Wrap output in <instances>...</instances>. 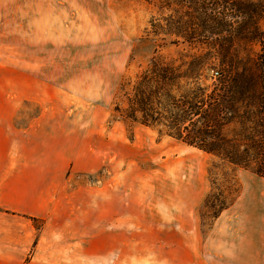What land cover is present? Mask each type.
Here are the masks:
<instances>
[{"label":"rangeland","instance_id":"obj_1","mask_svg":"<svg viewBox=\"0 0 264 264\" xmlns=\"http://www.w3.org/2000/svg\"><path fill=\"white\" fill-rule=\"evenodd\" d=\"M226 8L237 25L206 45L174 33L179 12L170 0H0V100L24 101L19 123L38 117L53 128L35 157L40 202L32 210L47 259L264 264V178L161 124L133 122L118 90L129 82L130 92L152 57L176 68L180 93L193 55L212 65L200 76L206 85L222 55L261 72L264 0ZM242 25L262 38H241ZM151 110L162 120L168 112Z\"/></svg>","mask_w":264,"mask_h":264},{"label":"trees","instance_id":"obj_2","mask_svg":"<svg viewBox=\"0 0 264 264\" xmlns=\"http://www.w3.org/2000/svg\"><path fill=\"white\" fill-rule=\"evenodd\" d=\"M228 3L170 0L179 12L170 19L180 25L174 33L189 43L216 44L237 25L226 8ZM237 29L241 38H262L256 28L242 25ZM204 57L187 59L190 82L182 93L176 68L152 57L149 72L140 76L130 92L125 91L129 82L119 83L118 90L127 102L124 116L144 125L161 124L167 135L264 178V67L256 73L252 66L239 67L222 55L215 80L206 85L200 76L212 65ZM156 104L167 107L164 120L151 110ZM119 108L116 105L115 110Z\"/></svg>","mask_w":264,"mask_h":264},{"label":"crops","instance_id":"obj_3","mask_svg":"<svg viewBox=\"0 0 264 264\" xmlns=\"http://www.w3.org/2000/svg\"><path fill=\"white\" fill-rule=\"evenodd\" d=\"M23 103L0 100V264H63L47 259L45 233L33 222L40 217L33 212L40 202L35 157L40 155L41 135L53 128L43 126L38 117L19 123ZM151 264H207V259Z\"/></svg>","mask_w":264,"mask_h":264}]
</instances>
